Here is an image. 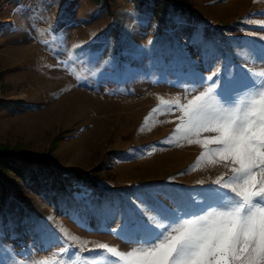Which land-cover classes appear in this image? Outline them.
I'll use <instances>...</instances> for the list:
<instances>
[{"label": "rangeland", "instance_id": "obj_1", "mask_svg": "<svg viewBox=\"0 0 264 264\" xmlns=\"http://www.w3.org/2000/svg\"><path fill=\"white\" fill-rule=\"evenodd\" d=\"M186 10L194 43L222 24L238 45L184 41L185 57L169 59L158 40L178 38L180 17L162 25L121 1L105 12L91 0H0V105L12 106L0 108V146L91 179V202L80 201L87 187L68 183L65 211L47 199L49 185L7 179L30 221L0 226V264H136L146 238L193 218L184 213L199 211L201 190L231 175V161L204 143L217 133H187L186 113L191 101L259 110L264 0H189ZM224 74L247 83L228 102L217 95ZM174 215L182 219L170 224Z\"/></svg>", "mask_w": 264, "mask_h": 264}, {"label": "snow or ice", "instance_id": "obj_2", "mask_svg": "<svg viewBox=\"0 0 264 264\" xmlns=\"http://www.w3.org/2000/svg\"><path fill=\"white\" fill-rule=\"evenodd\" d=\"M217 79V95L226 102L247 86L228 74ZM186 115L187 133H217L204 143L217 145L212 151L231 161V175L217 178L213 183L218 188L201 190L199 211L184 213L193 218L174 215L170 224L179 219L182 223L167 235L161 233L162 238H146L148 246L140 250L136 264H264V99L258 111L253 106L223 113L213 112L209 101H191ZM224 189L234 194L231 203H225Z\"/></svg>", "mask_w": 264, "mask_h": 264}, {"label": "trees", "instance_id": "obj_3", "mask_svg": "<svg viewBox=\"0 0 264 264\" xmlns=\"http://www.w3.org/2000/svg\"><path fill=\"white\" fill-rule=\"evenodd\" d=\"M118 1L124 2L130 8L141 14L151 15L157 23L162 25H166L172 18L180 17L184 19V24L176 26L175 32L178 38L170 34H162L158 40L161 47L169 49L168 53L163 54L169 59H183L185 57L184 48H181L184 41L188 42L190 45L197 44L201 49H208V47H204V44L209 40L211 41L210 45H214V47L216 46L217 48L221 45L229 46L238 45L239 43L227 36L228 32L226 31H228L229 28L222 24L216 26L217 28L220 27L221 30H217V28L211 29L205 26L202 30V43H194V36L192 33L196 29V24L191 23L192 20L186 10V7L189 5V0H91L93 4L105 12H110ZM180 66L181 64L178 63V67ZM9 107L10 108L6 105H0V108H2L4 112L10 111L12 106ZM16 155L17 153L13 152V150L7 146H0V226L16 227L18 224L25 225L27 221H30V216L23 210L21 203L11 197L10 186L7 184V179L10 177H14L15 180L18 181V186L23 185L31 189L34 187L42 188L49 185L48 189H51L54 194L47 197V199L52 202L53 197L57 199L60 198V211H65L68 207L67 205L72 203L71 197L65 191L68 183L87 187L89 195L82 196L80 201L88 200L91 202V179L88 178L84 180L80 173L76 172L66 175L65 173L53 170L51 162L46 159L33 161L31 158L25 157L28 159H26V161ZM132 189L133 186L123 187L119 188V192L122 194L124 190ZM60 190L63 194L58 195L57 192ZM78 197L81 196L78 195ZM81 209L83 208L81 207ZM37 223H39V221Z\"/></svg>", "mask_w": 264, "mask_h": 264}, {"label": "built area", "instance_id": "obj_4", "mask_svg": "<svg viewBox=\"0 0 264 264\" xmlns=\"http://www.w3.org/2000/svg\"><path fill=\"white\" fill-rule=\"evenodd\" d=\"M37 2H42V3H44V2H47V1H49V0H36Z\"/></svg>", "mask_w": 264, "mask_h": 264}]
</instances>
